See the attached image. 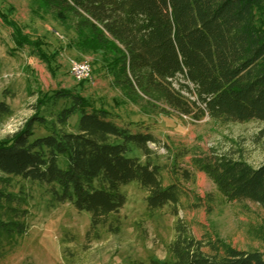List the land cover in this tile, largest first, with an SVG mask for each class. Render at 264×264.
Wrapping results in <instances>:
<instances>
[{"label":"trees","instance_id":"trees-1","mask_svg":"<svg viewBox=\"0 0 264 264\" xmlns=\"http://www.w3.org/2000/svg\"><path fill=\"white\" fill-rule=\"evenodd\" d=\"M40 1L66 16L75 31L86 30L95 44L118 52L115 81L131 100L146 98L195 119L206 114L222 121H264V0ZM53 96L69 104L47 133L34 134V124L42 120L34 115L0 139V209L18 203L4 187L10 177H19L47 186L55 202L88 212L86 235L98 237L100 228L117 234L125 203L120 188L136 181L145 192L147 217L165 204L177 216L186 194L182 181L194 178L173 165L165 182L149 146L161 147L156 136L133 130L73 89L58 88ZM12 113L0 100V121ZM189 164L203 171L225 200L264 206V163L253 166L211 149L194 152ZM8 209L10 219L0 216V256L3 237L27 231L25 214ZM173 231L166 244L170 259L150 264H264V252L234 247L216 235L197 238L178 217Z\"/></svg>","mask_w":264,"mask_h":264},{"label":"rangeland","instance_id":"rangeland-1","mask_svg":"<svg viewBox=\"0 0 264 264\" xmlns=\"http://www.w3.org/2000/svg\"><path fill=\"white\" fill-rule=\"evenodd\" d=\"M71 60L87 61L90 78L71 75ZM117 61L118 52L111 45L95 44L86 30L75 31L66 16L55 15L42 1L0 0V100L13 110L0 121V139L34 115L42 119L34 124V134L47 133L57 112L69 104L67 99L55 98L53 92L69 88L117 114L133 130H147L156 136L162 144L151 147L152 160L162 167L165 182L173 165L178 171H190L194 178L182 181L186 194L178 204L177 216L165 204L147 217L144 190L136 181L122 185L125 203L119 211L120 232L112 234L100 228L95 237L92 232L86 235L88 212L55 202L47 186L10 177L4 190L17 197L18 203L8 206L25 214L27 231L3 237L0 264L168 261L166 244L174 235L176 217L185 221L197 238L216 235L234 247L264 252V206L225 200L206 174L189 164L194 152L211 149L241 157L253 166L263 164L264 121H222L206 114L195 119L146 98L133 101L115 81ZM77 117L69 119L70 125ZM132 153L143 160L139 150ZM9 207L0 209L4 220L12 217Z\"/></svg>","mask_w":264,"mask_h":264},{"label":"built area","instance_id":"built-area-1","mask_svg":"<svg viewBox=\"0 0 264 264\" xmlns=\"http://www.w3.org/2000/svg\"><path fill=\"white\" fill-rule=\"evenodd\" d=\"M69 71L76 79H88L90 78V66L87 61L83 60H71L69 65ZM150 147L158 148L153 143H149Z\"/></svg>","mask_w":264,"mask_h":264}]
</instances>
